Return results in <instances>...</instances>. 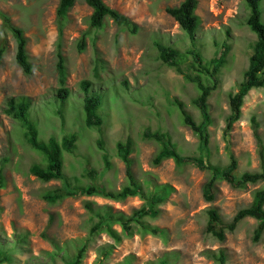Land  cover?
<instances>
[{
    "label": "rangeland",
    "instance_id": "rangeland-1",
    "mask_svg": "<svg viewBox=\"0 0 264 264\" xmlns=\"http://www.w3.org/2000/svg\"><path fill=\"white\" fill-rule=\"evenodd\" d=\"M109 8L135 22L139 31L130 35L110 20L101 29L91 28V9L77 1L67 15L59 39L56 7L58 0H0V13L13 26L23 30L32 73L23 75L15 62L16 44L0 20V169L5 186L0 190V251L10 257L5 264H264V233L252 242L257 221L242 220L220 242L205 232L207 211L216 209L224 224L249 207L262 184L247 185L244 190L231 188L223 181L215 184L212 202L203 198V187L211 174L195 165L176 168L169 159L155 166L159 151L154 141L143 139L145 131L170 137L183 157H202L207 164L223 168L232 156L235 174L258 173L260 147L253 134L252 119L264 152V87L251 90L243 99L240 119L226 130L229 115L228 96L243 80L252 55L256 36L245 20L249 10L243 0H196L195 14L200 19L193 40L165 12L184 0H102ZM264 24V0L259 4ZM84 40V50L77 46ZM66 68L68 97L57 99L59 89L56 51ZM155 44L181 54L196 50L206 64L219 58L224 47V64L217 75L218 85L207 100L211 123L208 141L201 151V139L181 122L174 100L181 102L196 124L201 122L192 104L199 92L195 85L158 59ZM220 53V54H219ZM187 55L180 68L190 69ZM193 65V64H192ZM89 83L88 93L81 83ZM208 82V81H207ZM206 82V83H207ZM99 95L102 106L99 130L84 124L83 98ZM9 98L27 100L29 118L38 129V138L58 142L68 134L77 136L72 153L63 154V181L43 183L29 174L33 164L42 162L24 138L21 124L4 114ZM130 139L131 172L146 198H159L157 215L140 221L157 228L160 237L142 235L140 225L132 224V235L115 243L106 233L89 235L97 222L96 213L111 210L129 217L145 201L139 197L112 201L101 196H75L53 205L42 196L68 183L86 187L95 183L88 171L98 177V188L117 192L128 184L125 165L117 156L116 143ZM101 141L110 167H104ZM112 229L121 235L118 225ZM80 250L83 253L78 258Z\"/></svg>",
    "mask_w": 264,
    "mask_h": 264
},
{
    "label": "trees",
    "instance_id": "trees-1",
    "mask_svg": "<svg viewBox=\"0 0 264 264\" xmlns=\"http://www.w3.org/2000/svg\"><path fill=\"white\" fill-rule=\"evenodd\" d=\"M78 0H58L56 7V17L58 22L59 39L62 37V31L65 22L67 21V15L74 7ZM83 2L88 8L91 9V15L89 18V25L94 29H101L105 20H110L115 26L127 31L130 35H136L139 31L138 25L130 18L119 12L109 8L102 0H79ZM246 7L249 10V14L245 20V24L248 29L256 36V41L253 45L252 55L248 61V67L244 73L243 80L238 85L235 93L229 94L228 106L229 115L225 119L226 130L231 129L232 125L240 119L241 106L244 97L253 89H259L264 87V24L261 21V11L259 4L263 0H243ZM197 8L196 0H184L177 7L166 8L165 12L168 14L178 25V27L184 31L191 40H193L194 34L200 25V19L195 14ZM0 20L2 25L10 32L15 44V62L20 68L21 72L25 76H29L32 73V64L29 59V55L26 51L27 40L24 36L22 29L13 26L9 18L0 13ZM84 37L79 41L77 49L79 52L84 50ZM158 53V59L167 67L174 69L178 74L182 75L184 81L195 85L199 94L192 100V104L198 109L201 117V122L196 124L193 118L185 111L181 102L174 100L175 106L179 110L181 122L184 126L189 128L194 134L198 135L201 139V151L206 147L208 141L207 127L210 125V115L207 100L216 90L218 85V73L222 65L224 64L223 57L227 54L228 48L224 47L220 52L222 55L219 58H213L208 63H204L200 53L196 50H191L184 54L179 53L173 48L163 46L161 44H155ZM4 47L0 48V62L4 52ZM219 53V54H220ZM192 56L193 65L189 67L197 74L192 76L184 73L180 68V63L187 56ZM56 70L58 73L59 89L57 91V99L64 102L68 97V91L65 88L66 81V68L64 58L60 52V44L57 45L56 51ZM208 81V82H207ZM207 82V83H206ZM81 89L85 94L88 93L89 83L82 82ZM102 106V99L99 95H86L83 98V112H84V124L89 129L99 130L102 125V119L99 115V109ZM29 103L27 100H15L9 98L5 102L3 112L8 117L19 122L24 130V138L27 145L32 151L37 153L42 162L33 164L29 168V174L36 177L43 183L51 181H63L64 175L63 169V154L72 153L77 141V136L74 134H68L62 137L58 142L54 137H50L47 141H41L38 138V129L36 124L29 118ZM253 134L257 139V143L260 147L258 151L260 160V171L258 173H243L237 176L234 172L237 169L236 160L231 156L230 163L223 167H214L207 164L202 157H183L177 151L175 145L171 143L170 137L164 133L145 131L143 133V139L147 141H154L159 146V151L153 158V164L155 166L161 164L165 160L171 159L176 168L184 165H195L200 170H204L211 174V177L205 183L203 187V198L206 202H212L215 197V184L218 181H223L231 188L237 190H244L247 185L262 184V188L254 194L253 201L249 207L239 210L231 219L229 223L224 224L218 211L214 208L207 211V224L205 232L211 235L216 240L223 242L225 240L226 233H232L237 225L246 218H251L257 221V225L253 231L252 242L257 243L262 234L264 233V152L261 147V141L257 134V125L255 120L252 119ZM99 149L103 152L104 167H110L107 155L104 153L102 142H98ZM117 156L125 165V176L128 180V184L117 192L106 191L103 187L100 189L98 186V180H96L97 174L90 170L88 171V178L95 183H92L86 187H71L68 183L63 187L54 189L42 196V199L53 205L66 198L75 196H101L102 198L112 201H123L127 198L139 197L145 201V204L136 211L126 217L122 213H113L111 210H104V212L96 213L97 222L91 227L89 231L90 236H94L99 233H106L115 243L120 242L121 238H129L132 235V224L140 225V231L142 235H151L153 237H160L161 231L157 228H151L147 225H142L140 221L146 217L154 218L157 215L155 206L158 202H163L164 196L159 198H146L142 187L136 183L131 172V160L129 155L132 151V142L130 139L124 142L116 143ZM5 186L2 171L0 169V190ZM112 225H118L121 230L119 235L112 229ZM83 250H80L78 258L81 257ZM220 264L225 263V255L221 252L216 258ZM10 257L0 251V264L9 263ZM79 261L76 260L75 264ZM99 264V263H97ZM160 264H165L161 262Z\"/></svg>",
    "mask_w": 264,
    "mask_h": 264
},
{
    "label": "clouds",
    "instance_id": "clouds-1",
    "mask_svg": "<svg viewBox=\"0 0 264 264\" xmlns=\"http://www.w3.org/2000/svg\"><path fill=\"white\" fill-rule=\"evenodd\" d=\"M16 52V51H15Z\"/></svg>",
    "mask_w": 264,
    "mask_h": 264
}]
</instances>
